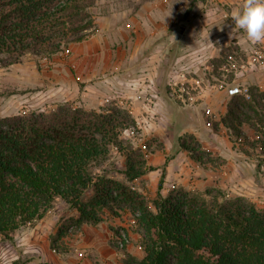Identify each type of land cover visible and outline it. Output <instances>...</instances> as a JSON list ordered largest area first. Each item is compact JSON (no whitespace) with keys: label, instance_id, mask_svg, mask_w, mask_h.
<instances>
[{"label":"trees","instance_id":"trees-1","mask_svg":"<svg viewBox=\"0 0 264 264\" xmlns=\"http://www.w3.org/2000/svg\"><path fill=\"white\" fill-rule=\"evenodd\" d=\"M96 3L0 0V67L28 55L49 58L90 38ZM230 98L221 125L238 138H247V125L264 136V92L256 87ZM130 125L135 121L126 109L97 112L70 103L0 118V236L11 240L62 202L75 214L63 218L51 237L58 253L72 230L102 223L105 210L128 211L143 232L145 256L125 264H264V210L254 204L208 201L182 187L163 197L162 176L152 208L130 185L154 170L141 149H127L125 180L99 171L111 146L122 144L117 129ZM175 145L206 167L210 155L195 135L178 136Z\"/></svg>","mask_w":264,"mask_h":264},{"label":"crops","instance_id":"crops-1","mask_svg":"<svg viewBox=\"0 0 264 264\" xmlns=\"http://www.w3.org/2000/svg\"><path fill=\"white\" fill-rule=\"evenodd\" d=\"M188 4L191 7L189 12ZM241 4L242 0H150L143 4L137 14L131 18L132 24L130 23L134 26V33L137 34L138 45L141 44L140 35L144 33V29L157 25V20L165 22L171 28L173 25L170 23L174 22V17H180L181 22L178 27L179 31L169 30L168 34L165 32V36L170 37H167L163 50L160 49L161 52L163 51L161 61L154 55L149 61L140 62L137 68L134 65L132 68L151 72L149 76L154 77L157 69L170 67L172 68L169 73L168 80H170L174 74L173 70L181 65H187L192 72L189 76L199 77L197 71L202 69L201 64L209 58L219 56L221 51L237 52L244 56L250 55L253 51L256 52L255 45L247 42L242 30L235 28L231 19L224 15ZM185 15L186 18H183ZM122 18L118 14L94 16L95 33L82 42L71 44L67 58L56 54L47 60L45 58L38 60L28 55L21 63L1 69L0 92L4 96L0 93V100L7 101L9 107L14 109L27 101L29 89L51 84L57 86V96L67 97L68 101H78L80 106L94 109L105 94L112 91L123 92L129 81L122 83L124 80H121L124 68L122 48L128 34L123 30L125 26L122 28L118 25V22L123 20ZM148 32L149 30L147 34ZM176 33H179L178 36ZM174 34L177 39H181L180 49L178 46L175 47ZM188 39L195 40L194 43H196L187 42L190 48H184V50L182 44ZM256 45L263 47V51L257 52L264 58V43ZM190 50L194 52L189 53ZM249 64L247 62V65ZM244 78L241 81L250 80L264 92V67L254 69L251 73L244 75ZM121 84L124 87L122 89H120ZM204 84L206 92L198 106H208L209 110L218 112L219 116L223 117L228 111L230 97L216 82L204 80ZM126 92H128L127 89ZM17 101L19 105L16 106ZM157 105L160 111V102H157ZM198 106H182L185 112L175 110L171 105L163 107L174 135L194 134L200 140L197 126L191 122L189 115V111L197 109ZM174 144L164 143V147L158 148L149 155L148 166L154 170L141 178L154 177L155 180L151 183L154 191L158 192L162 176H164V185L167 181H172L176 186L189 191L216 185L213 172L202 169L201 165L192 160L188 152L180 151L170 158L169 153ZM211 150L222 154L219 147ZM122 215L129 216L127 213H122ZM62 216H64L63 212L51 214L50 211L33 227L18 230L11 236L13 238L11 243L7 240L0 244V257L12 260L13 263L27 258L24 264H125L121 261V252L109 246L114 234L113 227L121 224L120 218L107 217V215L98 225H83L81 233L74 235V239L68 237L64 240L62 246L65 250H59L58 253L52 248L51 237L57 232ZM127 217L124 218L125 224L130 222ZM7 250L10 251L5 255L4 252ZM80 253L85 254V257L81 258Z\"/></svg>","mask_w":264,"mask_h":264},{"label":"rangeland","instance_id":"rangeland-1","mask_svg":"<svg viewBox=\"0 0 264 264\" xmlns=\"http://www.w3.org/2000/svg\"><path fill=\"white\" fill-rule=\"evenodd\" d=\"M149 1L150 0H97L95 7L92 9L93 16L103 17L109 14H118L123 17V20L119 21L118 25L122 28L123 26H125L123 30L128 32V34L127 38L124 39V46L122 48L124 54V68L122 69L123 76L121 78V80L124 81L122 83H126L130 80L140 79L142 77H149L151 72H148L146 70L140 71L139 69H136L137 65L140 62L143 63L144 61H149L150 58L154 55L155 58H158V60L161 61L163 56V51L161 52V50H163L166 39L169 36H165V32L168 34L169 30L179 31L178 27L180 26L179 24L181 22L180 17L173 18L174 22L170 23L171 25H173L172 28L168 27L165 22L157 20V25H151V28L144 29V33H141L140 35L141 44L138 45V37L136 36L137 34L134 33V26L131 25V18L133 17V15L137 14L138 10L143 4ZM190 8L191 7L188 4V12ZM184 17L186 18V15L183 16V18ZM175 26L177 28H174ZM148 30L149 32L147 34ZM176 34L178 36L179 33ZM176 34H174L173 36L175 41L174 43H176L175 47L178 46V48L180 49V43L182 42L181 39H177V36L175 37ZM194 41L195 40L192 41L191 39L185 41V43L182 44L183 49H189L190 46L187 44L194 43ZM70 45L71 44H69L67 47H64L62 51L57 54L63 53L69 48ZM155 49L157 50L155 51V53H153ZM254 49L257 51H263V47H261V45H255ZM114 50H116V48H114ZM193 52L194 51L190 50L189 53ZM230 55L233 57V61H235V68H232L228 65L227 57ZM36 58L38 60L42 59L40 57ZM249 59H252V61H256V59H259V57L256 56L254 51L248 56H244L243 54L237 52L232 53L229 51H221L219 56H214V58L207 59L205 63L203 62L201 64L202 69H199L197 73L199 74V78H203L207 82L211 80V82H216L219 86H222L225 89L229 88L230 86H238L246 93L250 89L256 88L258 86H256L250 80L241 81V79L244 80V75L251 73L252 71H254V69H260V66L256 63L251 64L248 68H242L241 66L245 65L246 62L249 61ZM133 65L136 68H132ZM9 66H1L0 70L8 68ZM206 67L209 68L206 69ZM171 71L172 68L170 67H167L165 69H157L154 76L160 95L159 99L155 100L156 112L160 118V121L154 122L145 113H143V101L141 100L140 102H138L135 105V109L133 110V112L129 113L132 115L134 121L137 117L141 116L146 117V119H144V122H142L140 126H137V132L135 134V137H131L130 135L125 134V132L123 133L124 129H117L120 135L119 141L122 144H120L118 147L111 146L109 155L106 161L102 163L101 167L99 168V171H106L117 179L125 180V175L123 173L126 169V153L128 151V148L131 147L132 149H141L145 153V159L147 160L148 164L149 155L151 153L155 152V150L160 147H164V143L170 145V143L173 144L176 142L178 136L174 135V132L171 131V128L168 124L167 116L163 111V107L171 105L173 108H175V110L177 109L179 111H184L182 109L184 106L196 107L201 104V101H196L188 105H183L174 100H171L168 97V83L175 76L176 69L173 70L174 74L172 78L168 80L170 75L169 73H171ZM212 75L214 76L213 78L211 77ZM216 78H218L219 80ZM56 87L57 86L47 84L37 89H29L27 101L23 102L21 106L15 107L14 109L9 107V103L7 104V101H3V99H1L0 117L4 115L14 116V114L17 113L29 114L32 112H50L57 109L59 105L65 103H70L74 105V107L78 108L82 107L80 106L78 101H68L67 97L57 96L58 91ZM120 87V89L124 88L122 84L120 85ZM121 93H123L125 96L131 95L126 92L125 88ZM1 95L4 96V94L2 93ZM115 95L116 92L113 91L111 93L105 94L100 98L101 100L98 102L96 108L94 109L87 108L84 106L83 108L88 111L97 112H107L110 109L117 108H123L127 110L125 106H118L116 104L114 98ZM230 100L231 98L229 99V102ZM144 102L147 103V101ZM157 102H160V111L157 109ZM18 103V101L15 102L16 106ZM219 114L220 113L218 112L215 113L209 110L208 106H198L197 109L189 111V115L191 117L190 120L195 126H197L198 134L200 136V140L198 138L197 139L204 148V150L210 155L208 158H206V167H200H202V169L204 168L213 172V179H215L214 181H216V185L207 187L206 189L195 188L190 191L204 195L208 201H222L224 199H243L246 202L254 204L258 209L264 210V136L260 137V133H258V131H255L247 125L242 128L247 138H238L230 131H228L224 126L221 127L222 117H220ZM132 126L133 125H130L129 127ZM187 135L190 134H183L181 136L186 137ZM214 135H216L217 138L214 137ZM239 139L241 140L240 142L238 141ZM216 147H219L222 150V154L211 150L216 149ZM177 151L178 148L174 144V146L170 150L169 157H173L177 153ZM149 173L150 172H148L147 174ZM229 174L231 175L229 176ZM154 180V177H140L134 182L130 183V185L135 190L145 196V198L149 202V205L152 208L154 207L153 203L157 199L158 195L157 190L154 191L151 187V183ZM176 188L180 187L176 186V184L172 183V181H167L165 185L163 184L161 195L163 197H168L170 193ZM62 212L64 213V216L60 218L61 220L74 213L72 210L67 208L62 202H57L54 208L51 210V214H61ZM122 213H127L129 216L127 217L126 215H122ZM106 216L120 218L121 224L115 227L112 226L114 229L113 235L120 234L123 232L128 237V243L124 248L116 249L111 244V242H109V246L121 252V261L123 263H126V261H128L130 258H133L138 261L141 260L145 256V252L142 248L143 232L135 223V220L132 215L128 211H118V215H112L110 211L105 210L103 218L105 219ZM126 217L127 220L128 218L130 220L129 224H125L124 218ZM31 227H33V225L27 227V229ZM80 231L81 229L79 230V232ZM77 234L78 232L74 231L68 234L67 238L69 237L74 239V235ZM5 239L6 241H4ZM7 240L9 242H12L13 238L11 237L10 240V238L8 239L0 236V244H2L3 242H7ZM9 251L10 250H7V252L5 251V255ZM79 255L81 256V258L85 257V254L80 253ZM0 259L3 260L6 258L2 256L0 257ZM27 260L28 259L25 258L20 262L24 263Z\"/></svg>","mask_w":264,"mask_h":264},{"label":"built area","instance_id":"built-area-1","mask_svg":"<svg viewBox=\"0 0 264 264\" xmlns=\"http://www.w3.org/2000/svg\"><path fill=\"white\" fill-rule=\"evenodd\" d=\"M69 53L70 51L69 49H67L63 53H61V55L67 58L69 56ZM255 54L257 57H259V59H256V61H252V59H249L248 63L250 64L247 65L246 62V64L242 65L241 67L248 68L253 63L258 64L260 67H264V58L257 51L255 52ZM45 60H47V58H45ZM227 62L230 67L235 68V61H233V57L231 55L227 57ZM191 73L192 72L190 70V67H188L187 65H181L179 68L176 69L175 76L168 83V97L171 100H174L183 105H188L190 103L202 100L204 93L206 92V85L204 84L201 78L195 76L190 77L189 75ZM219 87L225 90L229 97L247 95L249 93V91L245 93L238 86H230L226 89L222 86ZM126 89L128 91L127 93L131 94L130 96H125L121 92L116 93V95L114 96L116 104L118 106H125V108H127V110L132 113L135 109V105L142 100L143 113H145L154 122L160 121V118L156 112L155 104V100L159 99L160 95L154 77L149 76L145 78L142 77L136 80H130L127 83ZM144 101H147V103H145ZM144 119H146V117H137L135 119V125L125 129L123 133L125 132V134H128L131 137H135V134L137 132L136 128L137 126H140L142 122H144ZM238 141L240 142L241 140L239 139ZM30 226L31 225H29V227ZM72 232L74 231L72 230ZM75 232H78V234L80 233L79 231ZM127 243L128 237L123 232L120 234L113 235L111 239V244L116 249L124 248ZM0 264H13V261L3 259Z\"/></svg>","mask_w":264,"mask_h":264},{"label":"clouds","instance_id":"clouds-1","mask_svg":"<svg viewBox=\"0 0 264 264\" xmlns=\"http://www.w3.org/2000/svg\"><path fill=\"white\" fill-rule=\"evenodd\" d=\"M224 15L231 19L235 28L242 30L247 42L264 43V0H242L240 6Z\"/></svg>","mask_w":264,"mask_h":264}]
</instances>
